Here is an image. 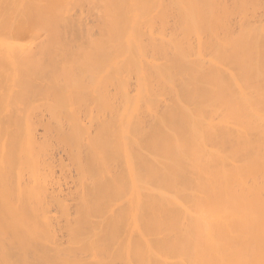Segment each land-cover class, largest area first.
<instances>
[{
  "label": "bare ground",
  "instance_id": "6f19581e",
  "mask_svg": "<svg viewBox=\"0 0 264 264\" xmlns=\"http://www.w3.org/2000/svg\"><path fill=\"white\" fill-rule=\"evenodd\" d=\"M0 264H264V0H0Z\"/></svg>",
  "mask_w": 264,
  "mask_h": 264
}]
</instances>
